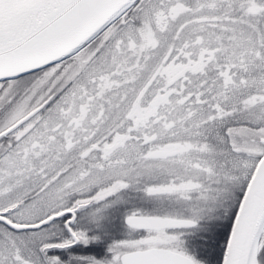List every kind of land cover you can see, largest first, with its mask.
<instances>
[{"label":"snow or ice","instance_id":"obj_1","mask_svg":"<svg viewBox=\"0 0 264 264\" xmlns=\"http://www.w3.org/2000/svg\"><path fill=\"white\" fill-rule=\"evenodd\" d=\"M0 264H264V0H0Z\"/></svg>","mask_w":264,"mask_h":264}]
</instances>
